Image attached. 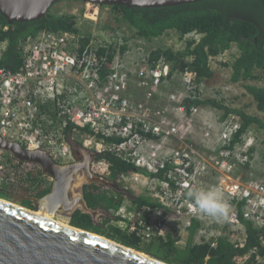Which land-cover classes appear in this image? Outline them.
Masks as SVG:
<instances>
[{
	"label": "built area",
	"instance_id": "2783aa9c",
	"mask_svg": "<svg viewBox=\"0 0 264 264\" xmlns=\"http://www.w3.org/2000/svg\"><path fill=\"white\" fill-rule=\"evenodd\" d=\"M82 3L85 5L84 19L95 25L102 9H111ZM8 25L0 24V37L8 31ZM116 30L101 37L95 34L85 36L82 32L41 31L24 44L20 51V68L15 72L0 68V138L18 143L28 151H45L60 165L71 163L73 154L64 132L66 123L59 124L55 131H48L39 123L40 101L66 92L69 99L64 115L68 122L88 129V144L102 140L101 137H116L121 143L112 146V150L118 157L131 162L121 155L120 150L132 152L135 149L130 155L133 156L132 163L141 170L154 172L160 163L156 161L157 149L190 135L179 132L182 126L179 127L178 123H186L188 119L184 114L190 113L186 111L185 102L195 97L202 99L193 91L196 87L194 75L173 71V60L155 59L154 51H147L142 43L136 42L137 38H127ZM196 38L198 36L193 32L185 36L183 42ZM6 47L7 41L0 38V61ZM123 47L126 48L124 51ZM174 78L178 82L174 81L173 90L167 88L168 105L159 106V99L155 96L160 95L162 88L169 86ZM240 125L234 114L228 115L220 127L217 140L220 147L216 154L207 158L200 157L193 144L163 152L167 156L160 165L165 162L173 165L167 174L169 183L164 186L174 189L172 202L178 203L184 215L192 218L199 209L185 197V193L197 190L200 175L215 171L219 175L218 190L224 197L230 202L244 204V208L236 207L237 212L232 217L237 228H242V218L252 223L264 237V174L256 179L249 165L244 168L248 172L245 183L229 175L238 172L237 152L242 151L244 155L255 148L253 138H248L241 150L227 148ZM73 132L80 133L78 129ZM204 136H210L209 129ZM156 197L161 206L157 204L160 208L147 209L145 224L134 225L131 222L134 216L121 205L114 213L112 223L124 232L135 233L142 242L150 241L153 235L164 236V198ZM261 261L257 256L256 264H262Z\"/></svg>",
	"mask_w": 264,
	"mask_h": 264
},
{
	"label": "trees",
	"instance_id": "16d2710c",
	"mask_svg": "<svg viewBox=\"0 0 264 264\" xmlns=\"http://www.w3.org/2000/svg\"><path fill=\"white\" fill-rule=\"evenodd\" d=\"M111 9L116 13V21L119 25L125 24L132 36L137 39L144 38L152 41L169 31L178 33L182 40L193 32L197 34L198 38L184 41V48L177 57L172 51L165 53L157 50L152 53L155 59L173 60V71L195 75L196 87L194 86L193 91L196 95H198L200 84L212 78V71L216 66L227 65L226 53L232 45H235L239 54L230 66L231 81L248 82L258 76L263 86L260 88L245 86L244 90L252 97L257 111L264 114V0H209L160 9H130L119 6H113ZM0 24H7L1 16ZM8 27V31L0 37L7 41L0 68L12 72L17 71L21 66V47L34 39L39 32H78L75 17H54L48 13L36 22L15 23ZM85 38L88 40V37ZM125 49V47L122 48L123 51ZM256 72L259 75H255ZM68 99L69 95L65 92L60 96L41 101L39 105L41 119L55 127L66 123L64 129L66 135L75 129L88 133L87 128L75 126L67 121L64 110L68 105ZM204 105L223 110L224 116L234 114L240 120V128L233 135L228 149L238 144L242 135L251 126H256L264 132V122L259 118L242 110L226 109L215 100L200 101L198 97H195L186 101L184 106L187 112H191L192 109ZM101 139L103 143L113 147L121 143V140L113 136L101 137ZM96 154L95 160H101L108 165V174L105 178L111 182L119 183L123 176L134 172L156 182L169 183L168 163L157 164L154 172L149 173L137 168L132 162L118 157L113 151L103 150ZM54 162L59 164L56 160ZM46 178L37 166L19 163L9 154L0 152L1 199L33 210L31 202L25 197L41 198L49 194L52 184L47 183ZM83 197L89 209L101 210L108 216H99L97 220H94L92 216L79 209L70 216H57L66 220L70 227L105 237L136 251H142L141 240L135 233L124 232L110 225L114 220L112 214L118 210L123 198L126 197L125 194L99 184H92L84 186ZM130 200L140 212L139 218L132 223L136 226L145 224L148 220L147 209H154L157 204L144 197L130 198ZM240 223L242 225L240 241L231 242L225 238H218L213 242L214 245L213 243H188L181 250L175 246L171 237H155L158 250L156 249L153 253L148 250L142 252L151 254L166 264H256L257 256L264 264L263 235L254 228L252 223L242 218Z\"/></svg>",
	"mask_w": 264,
	"mask_h": 264
},
{
	"label": "rangeland",
	"instance_id": "374dc122",
	"mask_svg": "<svg viewBox=\"0 0 264 264\" xmlns=\"http://www.w3.org/2000/svg\"><path fill=\"white\" fill-rule=\"evenodd\" d=\"M84 10L85 5L81 1L66 0L53 5L48 11V14L54 17H75L77 21L78 32H82L85 36L95 34V36L101 37L105 36L108 32H112L114 29H117L116 31H119L120 34L126 36L127 38L134 37L125 24L119 25V23L116 21V13L114 12V10L108 9L106 11V9H102L101 14L99 15L98 23L96 25L84 19ZM136 42L142 43L144 45L143 47H145V49L150 52L160 50L167 53L169 51H172L175 57L178 56V53L181 52L183 47L182 38L178 33L174 31L166 32L160 38L152 41H147L146 39L141 38L140 40L137 39ZM238 54L239 53L237 47L235 45H232L225 56L227 65H218L215 69H213L212 78L200 84L198 95L202 100H215L226 109L235 111L242 110L245 113L250 114L251 116H255L264 122V114H261L257 111L256 104L254 103L252 97L249 96L244 90L245 86H254L258 88L262 87L263 83L261 79L258 78V76H255V79L248 82L235 83L231 81L232 72L230 66L238 57ZM255 75H259V73L256 72ZM174 81H177V79L174 78L173 81L169 83V86H165L166 89L162 88L160 95L155 96L156 99H159V106L165 107L166 105H168V102L166 100V95L168 92L167 88L173 90V88L175 87ZM184 117L187 118L188 121L186 123H178L179 127L182 126L179 132L182 133V135H184V133H190V135L180 139V141L173 140L172 145L170 146L164 144L160 149H157L158 156L156 158V161H160L159 164L164 162L163 160L167 156L163 154V152L166 153V151H169L171 149L178 150L180 147L186 144H193L194 149L202 158H207L211 155L216 154L217 149L220 147V143L217 141L218 135L220 127L224 124V119L227 117L224 116L223 110H218L211 106L204 105L197 107L189 114H184ZM176 120L178 121V116H176ZM39 123L43 127L47 128L48 131H55L54 128H57L55 126H51V124L47 122H43V119L41 118ZM208 129L210 130V136L206 138L204 136V133ZM66 137L69 143H77L82 148L87 150L95 152H100L103 150L113 151L112 146L103 143L100 139L93 140L90 144H88L86 133L72 132L66 135ZM248 138H253V144L255 148H252L248 152V154L244 155L242 154V151L237 152L236 159L240 164V176H238L239 174H237L236 172L229 174L233 179H236L237 177L240 178V181L242 183H245V181L248 180V172L242 171V169L247 168L249 165V170L254 172V176L256 177V179H260L264 174V132L260 131L256 126L249 127L240 138V141L237 144L238 146H234L233 148L241 150V146H244L243 144L248 140ZM158 141L157 145H160ZM134 150L132 152H127L124 149H121L120 151L122 152L121 155L124 158L133 162V156L131 157L130 155L133 154ZM169 167V171H172V163H169ZM91 169L94 174L102 176L104 178L108 174L107 164L101 160H93ZM218 177L219 175L215 173V171L209 170L208 172L199 176L196 189L214 190L228 202V204L230 205V213L226 220H215L202 214L200 211L192 218L190 215H184L183 209L179 208V204L175 201L172 202L173 199H175L173 188L164 186L167 184H164L162 182L152 181L147 176L140 173H131L127 176H124L118 183L120 187L126 192L124 193L126 197L123 198L121 206H125L126 211L132 214L134 216L133 220H135L139 218L138 214L140 215V212L139 209L135 207V205L131 202L130 198L144 197L149 199L152 203L158 204V198L156 197V195L158 197L162 196L164 198L163 214L166 218L165 232L164 236L162 237H171L174 240L175 246L181 250L184 249V247L188 243H213L218 238H225L231 242L240 241L242 238L241 228H237V225L235 224L232 217L233 214L237 212L236 207L239 208V206H242V208H244V204L242 202H230L229 199H226L224 197L222 192L218 190ZM46 180L47 183H52L51 179L46 178ZM185 197L189 198L187 193H185ZM189 200L190 202L194 203L191 198H189ZM14 205L20 206L19 204ZM159 206L158 208H160ZM115 212H113L112 216H114ZM52 218V220H54L55 222L59 221L67 224L66 220L58 217L57 215L52 216ZM133 220L131 222H133ZM110 225L116 228V225H114L112 222L110 223ZM155 237L158 236L153 235L151 240L148 242L141 241V250H148V252L150 253L155 252L156 249L158 250L159 247L157 246L158 243L155 242ZM142 251H138V253L154 258L153 256H151V254H147L146 252Z\"/></svg>",
	"mask_w": 264,
	"mask_h": 264
},
{
	"label": "water",
	"instance_id": "95a60500",
	"mask_svg": "<svg viewBox=\"0 0 264 264\" xmlns=\"http://www.w3.org/2000/svg\"><path fill=\"white\" fill-rule=\"evenodd\" d=\"M61 1L66 0H0V16L9 25L36 22ZM77 1L130 9H160L209 0ZM69 144L74 159L77 162L84 160L83 165H60L45 151H28L18 143L0 138V152L9 154L19 163L37 166L52 181L49 194L41 198L24 196L31 202L34 212L0 199V264H166L104 237L66 228L36 215L70 216L79 209L97 220L108 214L88 208L83 197L84 186L99 184L126 193L117 183L90 172V163L97 154L86 151L77 143ZM79 169L84 172L81 180L76 176Z\"/></svg>",
	"mask_w": 264,
	"mask_h": 264
},
{
	"label": "clouds",
	"instance_id": "9594fccd",
	"mask_svg": "<svg viewBox=\"0 0 264 264\" xmlns=\"http://www.w3.org/2000/svg\"><path fill=\"white\" fill-rule=\"evenodd\" d=\"M108 7H112V6H108ZM183 48L184 45L182 47V50ZM195 80H196V76H195ZM187 195L189 198H191L194 201L196 207L199 209V211L202 214L210 218H213L215 220H222V219L226 220L227 217L229 216L230 205L216 191L210 189H200V190L189 191Z\"/></svg>",
	"mask_w": 264,
	"mask_h": 264
},
{
	"label": "flooded vegetation",
	"instance_id": "af4514ba",
	"mask_svg": "<svg viewBox=\"0 0 264 264\" xmlns=\"http://www.w3.org/2000/svg\"><path fill=\"white\" fill-rule=\"evenodd\" d=\"M231 68V67H230ZM86 151H88V152H92V153H95V152H93V151H91V150H87L86 149ZM96 154V153H95ZM72 164H81V165H83L84 164V160H82V161H80V162H77L75 159H74V157H73V161L71 162V163H69V164H67V165H72ZM89 170H90V172L91 173H93V171H92V169H91V165L89 166ZM80 174V177L81 178H79L78 177V179H82L83 177H84V172H83V170L82 169H79L78 170V174L77 175H79ZM94 174V173H93ZM48 178V177H47ZM77 178V177H76ZM118 184V183H117ZM119 185V184H118ZM89 186V185H88ZM120 186V185H119ZM82 190H83V188H82ZM68 197L70 198V195H68Z\"/></svg>",
	"mask_w": 264,
	"mask_h": 264
},
{
	"label": "bare ground",
	"instance_id": "6f19581e",
	"mask_svg": "<svg viewBox=\"0 0 264 264\" xmlns=\"http://www.w3.org/2000/svg\"><path fill=\"white\" fill-rule=\"evenodd\" d=\"M92 164V162L90 163V165ZM77 177H79V178H81L80 177V174L79 175H76ZM36 215L37 216H39L40 218H42V219H45V220H47V221H49V222H54V223H56V224H58V225H60V226H63V227H66V228H71L70 226H68V225H65V224H62V223H60V222H55L54 220H52L53 218L51 217V216H47V215H44L43 213H36ZM141 254V253H140ZM141 255H143V254H141ZM145 256V255H144Z\"/></svg>",
	"mask_w": 264,
	"mask_h": 264
},
{
	"label": "crops",
	"instance_id": "0c3cea01",
	"mask_svg": "<svg viewBox=\"0 0 264 264\" xmlns=\"http://www.w3.org/2000/svg\"><path fill=\"white\" fill-rule=\"evenodd\" d=\"M237 171L238 172H236V173L238 174L239 173V169ZM242 171H244V169H242ZM120 225H123V224H120ZM123 227H124V225H123ZM116 228L119 229V230H121V231H123L121 228H118L117 226H116Z\"/></svg>",
	"mask_w": 264,
	"mask_h": 264
}]
</instances>
